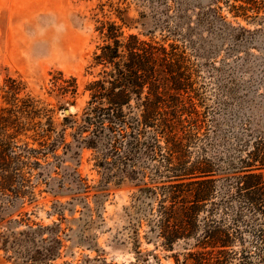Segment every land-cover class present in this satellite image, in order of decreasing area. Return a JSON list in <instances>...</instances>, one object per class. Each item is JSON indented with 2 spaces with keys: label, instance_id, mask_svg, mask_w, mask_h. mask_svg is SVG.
I'll use <instances>...</instances> for the list:
<instances>
[{
  "label": "rangeland",
  "instance_id": "374dc122",
  "mask_svg": "<svg viewBox=\"0 0 264 264\" xmlns=\"http://www.w3.org/2000/svg\"><path fill=\"white\" fill-rule=\"evenodd\" d=\"M243 1L0 0V115L15 124L11 170L20 175L13 190L0 185V264H186L194 241L169 249L153 228L155 197L143 189L161 183L150 150L142 145L120 163L127 144L106 164L109 136L89 148L90 132L78 133L65 119L82 123L89 107L87 87L103 71L94 62L103 24L179 45L206 124L218 126L192 154L216 159L222 185L240 150L237 136L264 127V0L236 14ZM245 237L246 246L233 251L255 255V233ZM53 247L54 259L35 261Z\"/></svg>",
  "mask_w": 264,
  "mask_h": 264
},
{
  "label": "trees",
  "instance_id": "16d2710c",
  "mask_svg": "<svg viewBox=\"0 0 264 264\" xmlns=\"http://www.w3.org/2000/svg\"><path fill=\"white\" fill-rule=\"evenodd\" d=\"M243 2L245 5L234 6L236 14L248 11L254 3ZM99 31L104 44L95 53L94 62L103 71L87 87L91 100L82 123L72 116L66 123L80 134L90 132L84 139L89 148H97L104 134L109 136L106 164L116 162L127 144L130 150L123 153L120 163L128 161L142 145L150 150L161 183L143 189L155 197L156 205L150 204L153 228L169 249L180 241H194L186 264H264V127L247 126L246 138L237 136L239 153L229 159L230 174L218 186L216 159L205 153L192 154V148L209 137L211 128L217 132L218 126L206 124L185 49L135 34L125 36L116 23L103 24ZM54 86L65 93L71 90L59 86L58 81ZM135 108L139 115L133 118L126 110ZM11 125L14 122L0 115V185L4 191L13 190L20 176L11 170L15 159ZM112 159L114 162L108 161ZM250 231L258 245L255 255L246 248L234 252L237 244L246 246L245 233ZM53 243L61 244L57 238ZM45 251H38L35 261L57 256L55 247ZM255 256L257 262L250 261Z\"/></svg>",
  "mask_w": 264,
  "mask_h": 264
},
{
  "label": "water",
  "instance_id": "95a60500",
  "mask_svg": "<svg viewBox=\"0 0 264 264\" xmlns=\"http://www.w3.org/2000/svg\"><path fill=\"white\" fill-rule=\"evenodd\" d=\"M66 113L69 114L70 113L69 110H67Z\"/></svg>",
  "mask_w": 264,
  "mask_h": 264
},
{
  "label": "bare ground",
  "instance_id": "6f19581e",
  "mask_svg": "<svg viewBox=\"0 0 264 264\" xmlns=\"http://www.w3.org/2000/svg\"><path fill=\"white\" fill-rule=\"evenodd\" d=\"M73 109V108H72Z\"/></svg>",
  "mask_w": 264,
  "mask_h": 264
}]
</instances>
